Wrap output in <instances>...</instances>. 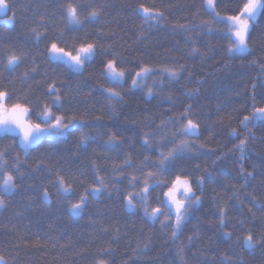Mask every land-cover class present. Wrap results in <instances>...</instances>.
Here are the masks:
<instances>
[{"label": "trees", "instance_id": "trees-1", "mask_svg": "<svg viewBox=\"0 0 264 264\" xmlns=\"http://www.w3.org/2000/svg\"><path fill=\"white\" fill-rule=\"evenodd\" d=\"M68 2L101 7L100 18L85 23L79 32H68L61 15L62 6ZM203 2L9 0L7 16L15 13V23L0 24V58L6 60L8 51L15 50L23 54V62L16 73L0 76V86L13 93V100L20 97L35 105L37 98L41 104L51 99L44 92L48 83H54L62 93L64 109L69 115L79 114L89 125L83 131L96 139L85 148L78 144L79 130L67 138H45L27 157L18 145L12 146L11 138L0 140V150L7 153L6 170L13 171L12 164L19 156L23 173L18 176L15 194L0 208V256L4 264H224L225 260L232 264H264V243L252 250L242 247L248 232L257 241L264 237V126L250 125L245 130L239 125L251 110L253 96L257 106H264V16L258 17L252 31L251 55L226 64L217 37L203 27L211 20ZM241 2L215 0L216 12L222 17L235 14ZM139 5L162 13V18L148 27L134 11ZM88 10H81V19ZM41 24L39 30L47 37L64 30L69 43L73 37L84 39L87 33L109 56L97 57L82 75L55 69L46 58V41L37 42L30 32ZM193 47L200 54H192ZM113 53L133 73L145 65L154 68L156 75L141 86L143 90L138 87L132 91H128L129 77L124 88L118 89L123 100L109 103L99 87L104 83L100 61ZM33 65L38 72L31 79L17 78ZM165 67L179 71L177 81L170 82L166 74L160 76L159 70ZM160 80L162 88L154 87L155 96L149 98L147 86ZM188 106V117L199 123L200 135L192 141V153L176 162V171L189 175L194 188L199 177L204 182L197 190L200 205L191 211L183 230L173 239L169 230L160 228L159 221L152 224L142 219L141 213L129 212L122 195L128 190L130 174L141 176L138 168L152 170L150 165L157 160L158 152L172 146L171 133L180 125L169 123L161 130V121L170 116L178 118ZM231 128L237 129L240 138L248 137L243 160L234 147L239 138L229 135ZM144 133H150L154 141H161L167 133L164 146L145 148ZM110 134L122 141L118 151L103 147ZM126 155L132 167L124 172L113 171V165L122 164ZM241 167L253 175L242 178ZM58 172L69 181L75 178V193L68 200L56 195ZM97 173L108 191L96 199L90 197L80 215H72L69 201L77 202ZM45 188L50 200L42 198ZM157 191L163 198L160 190L152 196ZM152 206H157L154 199ZM221 207L227 212L223 231L232 234L230 239L217 226ZM238 237L241 243H237Z\"/></svg>", "mask_w": 264, "mask_h": 264}, {"label": "snow or ice", "instance_id": "snow-or-ice-1", "mask_svg": "<svg viewBox=\"0 0 264 264\" xmlns=\"http://www.w3.org/2000/svg\"><path fill=\"white\" fill-rule=\"evenodd\" d=\"M9 0H0V16L6 15L10 10ZM202 7L205 12L211 15V20L204 22L203 27L207 29L208 34H214L217 37L222 56L226 64L232 60H244L248 55H251L250 40L253 29L257 25L258 17L264 16V0H242L238 5V10L235 14L222 17L216 12L215 0H204ZM62 23L68 32H79L85 27V23H95L102 13L101 7H95L90 4H77L68 2L62 6ZM87 15L81 19V10H87ZM141 16L145 25L151 27L158 23L162 18V13L154 12L152 9L139 5L134 10ZM15 13L7 18L0 19V24L14 25ZM213 24L223 27H213ZM43 25L32 27L31 34L37 42L42 39L46 41V54L48 63L55 69L63 70L69 74H83L85 69L90 64H95L97 57L109 56V52L100 51L102 47L96 41L90 40L88 34L85 33V38L73 37L72 43L65 39L66 32L61 30L57 35L47 37L46 33L39 30ZM192 54H200L199 49L193 47ZM23 62V54L15 50H10L7 53L6 60L0 58V76L4 72L8 74L16 73ZM102 65L101 76L104 83L99 87L105 95L106 100L122 101L123 96L121 91L125 84L131 79V86L128 91L134 88H143L146 86V81L149 77L156 75V70L152 67L140 65L134 73L124 66L123 61L118 54H111L110 58L100 61ZM255 63V61H253ZM183 69V65L179 66ZM264 70V64L261 65ZM38 69L35 65L27 68L25 72L17 78L27 81L37 74ZM160 76L167 75L168 80L177 81L179 71L174 68H162L159 70ZM107 85V87L105 86ZM163 86V80L154 81L152 86H147L146 95L149 98H154V87ZM46 99L41 104L40 98H37V103L34 105L27 99L16 97L13 100V93L6 87L0 86V140L11 138L12 146H19L23 150L25 157L30 154V150L39 147L45 139H60L67 138L80 131L78 144L82 147H87L90 143L95 142V136L89 135L83 131L85 127H89L82 117L77 113L68 114L64 109L62 93L54 83H48L47 89L44 92ZM171 100V97H168ZM253 104L249 114L244 115L239 120V125L245 130L249 126L257 124L264 126V106H257L255 96L252 97ZM191 111V106L185 108L184 112L177 117H168L167 120H162L158 126L161 130L167 128L169 123L179 124L176 131L171 133V147L166 151H159L157 160L150 165L152 170L144 172L138 168L141 176L134 173L128 177V185L125 194L122 195L124 207L132 213H141V218L155 224L159 221L162 230H169L173 239L177 238L178 234L183 230L184 224L191 211L200 205L201 196L197 195V190L203 184V177H199L194 188L191 177L181 171H176V162L188 153L193 151L192 141L199 139L200 125L197 121L188 117ZM248 111V109H245ZM100 119V117H97ZM186 121V122H185ZM229 135L234 138H239V143L235 145L237 151L240 152V159L243 160L247 148L248 137L240 138V133L236 128H231ZM167 137V133L162 136L161 141H154L150 133H144L142 144L145 148H162V143ZM177 137L180 139L177 140ZM122 141L118 140L115 134H110L108 140L105 141L103 147L109 151H118ZM200 145V148H203ZM7 153L0 150V208L6 206L7 198L15 194L18 189L17 179L22 176L20 172L19 156L15 158L12 164L13 171L7 169V161L4 156ZM148 157H145V161ZM42 163V161H41ZM146 167L149 165L145 164ZM132 162L130 156L126 155L122 164H114L113 171L124 172L125 169L131 168ZM199 168V165L196 166ZM93 168H96L93 163ZM15 173V174H14ZM253 173H245L241 167L242 178L252 176ZM56 195L63 200H68L70 195H74L76 183L75 178L71 181L59 172L56 173L55 181ZM79 183L83 185L84 181ZM160 190L163 193L161 198L159 191L153 197L154 191ZM108 191V186L105 184L103 177L98 173L95 175L94 183L89 187L84 188L79 195L77 202L69 201V212L72 215H80L82 210L87 206L89 198L96 199L104 192ZM117 191H119L117 189ZM111 195V193H109ZM42 198L50 200V193L45 188L42 191ZM155 200L157 206H152V200ZM255 199V198H253ZM251 211V209H249ZM226 209L219 208V216L217 226L222 231L226 238H231L230 232H224L226 224ZM191 239V238H189ZM237 243H241L240 238H237ZM258 243H264V237L259 241L254 238L251 232L243 236L242 247L252 250ZM0 264H4V258L0 256ZM103 264V262H100ZM224 264H232L230 260H225Z\"/></svg>", "mask_w": 264, "mask_h": 264}, {"label": "rangeland", "instance_id": "rangeland-1", "mask_svg": "<svg viewBox=\"0 0 264 264\" xmlns=\"http://www.w3.org/2000/svg\"><path fill=\"white\" fill-rule=\"evenodd\" d=\"M1 17V19L2 18H7V13H6V15H4V16H0ZM74 216H76V215H74Z\"/></svg>", "mask_w": 264, "mask_h": 264}]
</instances>
